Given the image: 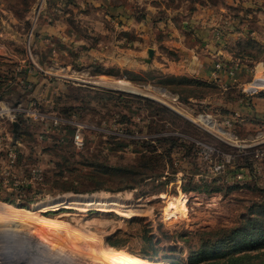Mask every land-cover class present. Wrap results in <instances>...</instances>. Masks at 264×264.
I'll return each mask as SVG.
<instances>
[{"label":"rangeland","instance_id":"rangeland-1","mask_svg":"<svg viewBox=\"0 0 264 264\" xmlns=\"http://www.w3.org/2000/svg\"><path fill=\"white\" fill-rule=\"evenodd\" d=\"M258 64L264 0H0V264H264Z\"/></svg>","mask_w":264,"mask_h":264},{"label":"trees","instance_id":"trees-1","mask_svg":"<svg viewBox=\"0 0 264 264\" xmlns=\"http://www.w3.org/2000/svg\"><path fill=\"white\" fill-rule=\"evenodd\" d=\"M175 79V77H171V80ZM180 79L182 80H189V82H198L200 83L198 80L196 81L195 79H187L186 77H181ZM201 84L203 85H206L207 83L205 82H201ZM209 85V84H207ZM258 97H263L264 98V92H261L260 94H257ZM251 97H254L253 95ZM143 100H149L147 98H141ZM250 99L249 97H247V100ZM249 101V100H248ZM14 135H15V138L18 139V129L17 131L14 132ZM97 167L100 166V165H96ZM95 167V168H97ZM104 168L106 169H111V170H116L117 169V166H105ZM105 173V172H104ZM156 175V174H155ZM130 188H134V187H131V186H122L120 185L119 183H117L116 185H113V186H110V185H106V184H102V185H96L94 186L93 188L87 190V191H95V190H102V189H105V190H110L112 192H117V191H122V190H125V189H130ZM67 191H73L75 193H83L84 191H82L81 189H79L78 187H73V186H67V187H64V188H60V192H67ZM1 197V195H0ZM75 198L77 199H82V198H85V197H81L80 195H75L74 196ZM7 200L8 199H11L12 201L11 202H16L17 199L12 195H10V197H7L6 198ZM89 199H92V198H89ZM21 207L23 208H30V206L27 204V203H20ZM89 205V204H88ZM87 205V206H88ZM91 206V204L89 205V207ZM96 206L98 207L99 205L96 204ZM109 241V244L111 247H114L116 249H123L124 248V241L120 238H116V237H109L107 239ZM145 240H147V243L145 242L142 249L139 251V252H135L133 250H126L132 254H135L137 256H140L142 258H146V259H149V260H154L155 258L158 257L159 253H158V248L156 247V243L153 242V236H148L147 234H145ZM172 250V249H171ZM174 251V249H173ZM163 260H169L171 263H174L176 262L174 258L170 257L169 255H165V257L163 258ZM199 264H238V263H233V262H209V263H199Z\"/></svg>","mask_w":264,"mask_h":264},{"label":"crops","instance_id":"crops-1","mask_svg":"<svg viewBox=\"0 0 264 264\" xmlns=\"http://www.w3.org/2000/svg\"><path fill=\"white\" fill-rule=\"evenodd\" d=\"M261 67V69H262V71H263V68H262V66L260 65V64H258L257 66H255V69H254V74H255V72H256V69L258 68V67ZM264 72V71H263ZM254 74H253V76H252V79H253V77H254ZM251 79V80H252ZM251 80H249L248 82H250ZM241 82H243L242 80H240ZM248 82H243V83H241V84H239V85H241V86H239L238 87V91L240 92L239 94H248V93H245V92H243L241 89V87L244 85V84H246V83H248ZM252 94V93H251ZM259 101V100H258ZM255 111L258 113V114H264V100H260L259 102H258V105H257V107H255Z\"/></svg>","mask_w":264,"mask_h":264},{"label":"water","instance_id":"water-1","mask_svg":"<svg viewBox=\"0 0 264 264\" xmlns=\"http://www.w3.org/2000/svg\"><path fill=\"white\" fill-rule=\"evenodd\" d=\"M154 53H155L154 49L153 48H150L149 49V56L150 57H153Z\"/></svg>","mask_w":264,"mask_h":264},{"label":"bare ground","instance_id":"bare-ground-1","mask_svg":"<svg viewBox=\"0 0 264 264\" xmlns=\"http://www.w3.org/2000/svg\"><path fill=\"white\" fill-rule=\"evenodd\" d=\"M76 261V260H75ZM73 261L70 259L69 261L68 260H66L65 262H64V264H73L72 263ZM124 262V261H123Z\"/></svg>","mask_w":264,"mask_h":264},{"label":"built area","instance_id":"built-area-1","mask_svg":"<svg viewBox=\"0 0 264 264\" xmlns=\"http://www.w3.org/2000/svg\"><path fill=\"white\" fill-rule=\"evenodd\" d=\"M241 96H242V97H246L247 95H246V96H245V95H241ZM76 138H77V139H79V136L77 135V137H76Z\"/></svg>","mask_w":264,"mask_h":264}]
</instances>
